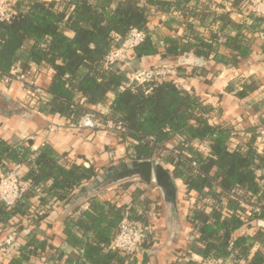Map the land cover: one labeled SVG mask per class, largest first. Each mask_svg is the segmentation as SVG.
Returning a JSON list of instances; mask_svg holds the SVG:
<instances>
[{
    "label": "trees",
    "instance_id": "obj_1",
    "mask_svg": "<svg viewBox=\"0 0 264 264\" xmlns=\"http://www.w3.org/2000/svg\"><path fill=\"white\" fill-rule=\"evenodd\" d=\"M69 1L73 6L70 11L60 9L56 0H15L11 20L0 21V78L12 79V71L17 67L20 73L32 77L34 65L38 67V76L45 71L52 72V83L44 95H49L47 106L44 105L45 110L40 108L41 111L56 112L68 120H78L93 112L104 121L120 122L123 130L114 137L126 145L129 160L141 163L159 160L174 178L184 180L187 193L196 194V203L212 197L210 210L204 206L190 213L193 228L201 233L204 261L221 260L229 255L235 260L246 256L256 237L244 234L235 237V233L243 228H254L256 224L263 227L264 211L247 215L246 208H240L237 202V193L232 195L231 192L241 190L250 205L256 200L264 208V146L257 139V130L264 122L250 131L247 147H232V138L245 134L237 132L240 130H235L234 125L210 124L206 116L208 111L199 97L181 88L176 79L133 84L122 89L129 76L121 66L109 70L105 64L106 55L132 28H147L152 5L167 10L166 7L169 9L173 3L161 0ZM190 1L178 0L173 5L185 10L181 5ZM240 1L236 0L235 4ZM250 19L252 30L264 31L263 17L251 15ZM159 44V40L148 34L132 52V59L160 56L162 63L193 53L197 58L208 60L212 52V43L203 39L192 44L166 36L162 39V51ZM236 48L239 54L232 55L230 60L218 55L213 60L234 63L249 56L248 47L238 44ZM257 89L256 82H244L236 95L242 98ZM27 90L33 95L34 89ZM36 100L39 106L43 105L40 98ZM99 104L107 106L106 113L90 108ZM204 143L209 146L205 153L200 151ZM28 148L0 139V161L26 164L29 167L26 180L30 183L16 207L7 208L0 203V224L4 225L16 215L32 219L27 226L28 233L22 232V221L10 228H19L18 240L25 242L19 243L7 264H28L33 258L42 257L48 248L53 249L37 236V224L45 214L39 211L33 199L39 197V201L45 200L48 205L53 199H67V195L80 187L82 191L94 193L109 183L94 166H63L62 156L49 145L38 151L30 152ZM142 181L155 183L144 177ZM141 206L146 205L141 203ZM125 210V206L116 208L108 202H93L74 223L82 232L80 236L67 227L70 240L79 246H85V242L88 245L85 246V259L95 264H112L114 256L121 260L119 252L111 250L110 244ZM132 214L137 215L135 210ZM108 215H112L114 221L107 223ZM137 217L148 221L144 213ZM104 223L108 224L106 228L102 227ZM89 231L94 233V239L104 237L106 254L99 256V244L88 242ZM263 260L264 256L257 253L252 264H262Z\"/></svg>",
    "mask_w": 264,
    "mask_h": 264
},
{
    "label": "crops",
    "instance_id": "obj_2",
    "mask_svg": "<svg viewBox=\"0 0 264 264\" xmlns=\"http://www.w3.org/2000/svg\"><path fill=\"white\" fill-rule=\"evenodd\" d=\"M56 1L62 10L73 9L69 0ZM161 1L174 4L178 0ZM235 2L236 0H191L186 5H181L186 7L185 10L175 8L173 4H170L169 9L167 6V10L152 5L147 30L159 40L160 51L164 49L162 39L172 36L182 40V43L198 44L202 39L211 42L212 52L208 60L197 58L190 53L162 63L163 58L160 56L138 58L133 60L132 65L145 68L166 63L181 66L176 80L181 88L199 97L208 111L206 116L209 123L220 126L234 125L235 130H240L237 132L245 134L243 137H234V141L247 147L250 131L264 122V31L252 30L249 27L252 10L245 5L244 0L237 5ZM30 43L26 42L27 45ZM238 44L250 49L248 57L240 58L234 63L213 60L216 55L225 56L230 60L232 55L239 54L236 48ZM32 69L38 67L34 65ZM52 78L53 73L45 71L38 76L37 84L46 90L50 87ZM244 82H256L258 89L241 98L236 92ZM48 96L40 97L43 105L39 106L38 100L28 92L22 82L14 77L0 78V139L13 146L29 147L30 152L49 145L62 156L60 163L63 166H94L101 176L107 174V179L111 178L108 172L110 169H118L112 173V178L108 179V185L95 190L94 193L82 191L80 187L67 195V199H53L48 205L45 200L39 201V197L33 199L34 203L39 205V211L45 214L37 224V236L53 249L48 248L42 257L33 258L28 264H95L90 259H85V246H88L86 242L85 246H79L69 239L67 233L69 226L74 234L81 235L82 232L74 227V223L83 212L90 209L93 202H108L116 208L125 206L136 213H148L151 208L155 211L151 219L154 236L148 242L150 244L143 245L129 257L119 252L121 260L114 256L112 264H203L201 233L193 228L190 218L191 210L197 201L196 194L187 193L184 180L174 178L167 166L155 159L154 164L163 166L171 176L177 188L174 196L168 195L166 189L160 187L158 182L153 184L141 181L127 184L126 180L142 179V176L140 166L135 168L133 160L126 157V145L121 143L119 138L101 131L74 130L69 126L72 120L56 112L41 111L47 104ZM90 108L101 113L107 110V106L102 104ZM243 129L245 131H241ZM17 164H21V175L26 179L29 172L26 164L6 160L0 161V177L5 170ZM134 170L138 172L137 175L132 173ZM123 171L127 173L118 179V174L123 175ZM141 203L146 206L142 207ZM25 218L27 217L16 215L4 225L0 224V264L9 262L3 247L10 228ZM112 218V215H108L107 223L114 221ZM107 225L104 223L102 227L106 228ZM263 227L256 224L254 228H243L235 233V237L244 234L256 238L251 242L249 253L235 260L234 264H252L257 253L264 256ZM88 234V242L99 244V256L106 254L108 249L104 248V237L94 239V233L89 231ZM24 242L23 239L18 240L21 245ZM14 252L11 250V254Z\"/></svg>",
    "mask_w": 264,
    "mask_h": 264
},
{
    "label": "built area",
    "instance_id": "obj_3",
    "mask_svg": "<svg viewBox=\"0 0 264 264\" xmlns=\"http://www.w3.org/2000/svg\"><path fill=\"white\" fill-rule=\"evenodd\" d=\"M245 5L250 7L254 16L264 18V0H244ZM13 3L14 0H0V21H10L13 16ZM149 31L147 28H132L128 35L122 39L118 45L114 46L105 57V64L110 69L115 66H121L124 72L129 76V81L122 87L128 88L133 84L143 85L157 80L164 79H176L179 76V70L173 68V66L161 65L153 68H145L141 65L133 67L132 52L139 47L147 38ZM1 74V72H0ZM14 79L26 84L28 89H34V98H40L45 95V90L37 83L38 73L37 69H33L32 77H27L24 73H20L17 68L12 71ZM103 113H106L103 112ZM69 126L78 131H101L107 135H118L123 130V126L120 122H114L113 120H102L96 113H87L81 116L78 120H72ZM258 141L264 146V125L257 130ZM208 143H204L200 147V151L205 153L209 146ZM232 147L238 146L244 148L243 145H239L232 138ZM179 154L178 151L174 152ZM194 167L197 166L196 162H192ZM263 182H261V185ZM30 188V183L24 179L21 175V164H17L11 169L5 170L4 174L0 177V203L7 208L16 207L21 201L22 197L27 193ZM237 196V202L240 208H246L247 215L261 214L264 211L263 204L258 203L256 200L249 204V201L243 196V191L236 192L233 190L232 195ZM262 194V191H261ZM211 196H207L200 203H195V209H203L204 206L210 209L213 204ZM148 218V221L139 219L142 214ZM155 211L150 212H138L136 216H133L130 208H126L122 219L118 224L117 233L114 236L110 248L111 250L125 253L126 255H132L137 250L142 248L145 243L152 240L154 236L153 222ZM28 230V229H27ZM29 232V231H28ZM27 232V233H28ZM19 232L17 227L11 229L6 239L4 240V249L7 257L11 255V250L15 251L18 246ZM235 258L233 255L221 260H207L203 261V264H234Z\"/></svg>",
    "mask_w": 264,
    "mask_h": 264
},
{
    "label": "water",
    "instance_id": "obj_4",
    "mask_svg": "<svg viewBox=\"0 0 264 264\" xmlns=\"http://www.w3.org/2000/svg\"><path fill=\"white\" fill-rule=\"evenodd\" d=\"M133 166H140V174L144 177L148 182L154 181L158 182L159 186L166 189L168 195L174 196L177 193V188L175 187L171 176L168 171L159 164H154V162H138L133 161ZM133 174L137 175L138 172L136 170L132 171ZM103 179H107V174L102 175Z\"/></svg>",
    "mask_w": 264,
    "mask_h": 264
},
{
    "label": "rangeland",
    "instance_id": "obj_5",
    "mask_svg": "<svg viewBox=\"0 0 264 264\" xmlns=\"http://www.w3.org/2000/svg\"><path fill=\"white\" fill-rule=\"evenodd\" d=\"M163 65V64H162ZM165 65H167V66H173V68H176L177 69V67L176 66H178V64H176V65H171V64H165ZM157 66H161V64L160 65H157ZM177 70H179V69H177ZM121 166H123V165H121ZM118 169V167H116V168H114V171H113V169H110L108 172H109V175L111 176V178H112V173H114L116 170ZM127 173V171H123L122 172V174L123 175H121V174H118V176H117V178L118 179H121L125 174ZM111 178H108V179H111ZM142 181V179H140V178H138V179H133V180H129V181H127L126 180V182H127V184H131V183H133V182H135V183H139V182H141ZM32 218H34V216L32 217ZM30 220H32V219H28V218H25L22 222V224H23V226H24V229H23V233L25 234V233H27L28 232V230L27 229H29L27 226L28 225H30ZM17 229H19V228H17ZM20 230H18V232H19ZM19 235H20V233H19Z\"/></svg>",
    "mask_w": 264,
    "mask_h": 264
}]
</instances>
